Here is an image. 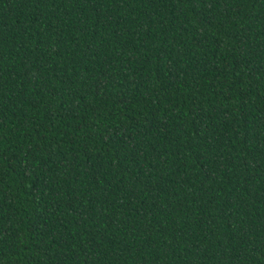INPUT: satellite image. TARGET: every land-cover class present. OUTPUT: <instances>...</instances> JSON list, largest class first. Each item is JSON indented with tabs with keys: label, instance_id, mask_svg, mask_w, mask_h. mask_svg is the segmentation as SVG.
<instances>
[{
	"label": "trees",
	"instance_id": "16d2710c",
	"mask_svg": "<svg viewBox=\"0 0 264 264\" xmlns=\"http://www.w3.org/2000/svg\"><path fill=\"white\" fill-rule=\"evenodd\" d=\"M0 264H264V0H0Z\"/></svg>",
	"mask_w": 264,
	"mask_h": 264
}]
</instances>
